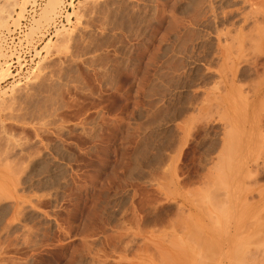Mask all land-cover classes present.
I'll return each instance as SVG.
<instances>
[{
    "label": "rangeland",
    "instance_id": "rangeland-1",
    "mask_svg": "<svg viewBox=\"0 0 264 264\" xmlns=\"http://www.w3.org/2000/svg\"><path fill=\"white\" fill-rule=\"evenodd\" d=\"M71 6L58 36H47L58 19L31 22L39 47L22 72L6 46L0 57L11 74L0 81V264H201L227 228L242 236L214 264H264V0ZM228 142L235 171L219 163ZM239 156L251 175H235L248 165ZM222 191L234 211L215 206Z\"/></svg>",
    "mask_w": 264,
    "mask_h": 264
},
{
    "label": "bare ground",
    "instance_id": "bare-ground-1",
    "mask_svg": "<svg viewBox=\"0 0 264 264\" xmlns=\"http://www.w3.org/2000/svg\"><path fill=\"white\" fill-rule=\"evenodd\" d=\"M4 3H5V4L0 5V33L2 34L3 29H6V30H7V33H8V31H9L10 33H8V34L11 35V34L15 33L16 30L21 29V25H20V21H21V20H20V19H21V18H22V19H25V16H26L25 13L27 12V7H26V5L28 6V5H34V4H33V2L30 1V0H5ZM27 3H28V4H27ZM72 4H73L72 2L68 1V3H67L66 0H64V6H63L62 10L60 11V10H58V9H60V7H61V5H62V0H48V4H46V7H45V8H43V6L40 7V11L42 10V13L39 12V13H40V17H39L38 19H35L36 17L34 16V18L31 20V22L33 23V21L36 20V21L34 22V25H35V26H38V28H41V27H43L45 24L51 23L54 19H55V20L58 19V21H57V22L55 23V25L53 26V27L55 28V31H56V32L54 33V36L57 35L56 33H58L59 31H60V32H61V31H62V32H63V31L66 32L67 29H65V28H64L63 30H62V29H60V30L58 29V28L61 27L62 25L65 26V23H63V22L61 23V22H60V23L58 24V22H59L60 19L64 18V19H65V22L68 23L70 17L73 16V14H75L74 12L68 14L69 10H67V8H68V7H71V8H72V6H71ZM44 5H45V4H44ZM73 6H74V5H73ZM15 7H19V8H20V12L17 13V18L14 19L13 13H14V11H15V10H14ZM263 10H264V9H263ZM75 11H76V10H75ZM76 12H77V11H76ZM58 13H60V14H58ZM37 14H38V13H37ZM37 14H36V16H37ZM58 15H59V16H58ZM262 15H264V14L262 13ZM78 16H79V15H78ZM125 18H126V17H125ZM10 19L14 20V23H13V24L15 25V31H12V30L10 31V29H9V26H10V25H9V23H10L9 21H10ZM31 22H30V25L32 24ZM254 24H255V23H254ZM16 26H17V28H16ZM28 27H29V26H28ZM131 27H132V26H131ZM255 27H256V26H255ZM35 29H37V27H36V28H32V32H33V31L35 32V31H36ZM49 30H50V29H49ZM27 31H28V29H27ZM27 31H26V32H27ZM34 32H33V34H34ZM229 34H230V33H229ZM242 34H243V33H242ZM4 35H5V34H4ZM237 35H238V34H237ZM54 36H53V37H54ZM57 36H58V35H57ZM242 36H243V35H242ZM25 37H27V34H26ZM53 37H52V38H53ZM217 37H219V36H217ZM228 37H229V36H228ZM230 38L233 39L232 37H230ZM259 38H260V37H259ZM31 39H32V38H31ZM218 39H219V38H218ZM244 39H245V38H244ZM50 40H51V39H50ZM50 40H49V41H50ZM233 40H234V39H233ZM236 40H238V39H236ZM236 40H234V41H236ZM248 40H249V39H248ZM258 40H259V39H258ZM51 41H52V40H51ZM51 41H50V42H51ZM253 41H254V40H253ZM259 41H260V40H259ZM21 42H22V41H20V43H21ZM50 42H49V43L47 42L49 45L46 43V47L48 46V49L50 48L49 46H51V45H50V44H51ZM238 42H239V40H238ZM244 42H245V41H244ZM251 42H252V41H251ZM255 42L257 43V41H255ZM5 43H6V36H5V37L1 36V39H0V53H1V54H0V57H3V58H4V57L7 58V57H6V53H5V49H4V46H6ZM28 43H29V42H28ZM252 43H254V42H252ZM216 44L218 45V43H216ZM238 44H240V43H238ZM242 44H244V43H242ZM217 45H216V46H217ZM233 45H234V44H233ZM250 45H251V44H250ZM230 46H231V45H230ZM240 46H241V45H240ZM253 46H254V45H253ZM46 47H45V48H46ZM259 47H260V46H259ZM259 47H257V51H258ZM261 47H262V46H261ZM45 48H44V49H45ZM245 48H246V46H245ZM253 48H254L253 50L256 49L255 47H253ZM48 49H46V50H48ZM229 49H232V48L229 47ZM3 50H4V51H3ZM49 50H50V49H49ZM240 50H241V49H240ZM242 51H243V50H242ZM260 51H261V48L259 49V52H260ZM6 52H7V51H6ZM48 52H49V51H48ZM228 52H229V51H228ZM243 52H244V51H243ZM255 52H256V51H255ZM7 53H8V52H7ZM244 53H245V52H244ZM229 54H230V53H229ZM231 54H232V53H231ZM14 55H15V54H14ZM14 55H13V56L11 55L12 58L14 57ZM9 56H10V55H9ZM11 56H10V57H11ZM229 56H230V55H229ZM235 56H236V55H235ZM242 56H243V55H242ZM35 57H36V56H35ZM236 57H237V56H236ZM236 57H235V58H236ZM3 58H2V59H3ZM12 58H11V60H10V63H12V62H11V61H12ZM232 58H233V57H232ZM9 59H10V58H9ZM240 59H241V58H240ZM18 60H19V62H21V61H20V58H18ZM236 60H237V59H236ZM5 61H7V60H5ZM34 61H35V60H34ZM232 61H233V60H232ZM3 63H5V62H3ZM10 63H9V64H10ZM31 63H32V62H31ZM232 64H234V63H232ZM232 64H231V65H232ZM7 66H8V65H7ZM10 66H11V65H10ZM12 66H13V64H12ZM223 66H224V65H223ZM229 66H230V65H229ZM230 67H232V66H230ZM230 67H229V68H230ZM20 68H21V69H20L19 72H22L23 69H24V66L22 65V66H20ZM28 68H29V67H28ZM19 72H17V73H19ZM9 75L11 76L10 71H9V68L5 69V67H2V68L0 69V81H3L4 79H6V77H8ZM226 76H227V75H226ZM242 76H243V75H242ZM222 77H223V76H222ZM227 77H229V76H227ZM9 79H10V78H9ZM261 83H262V82H261ZM228 85H229V84H228ZM230 85H231V84H230ZM231 86H232V85H231ZM12 87H13V86H12ZM223 87H224V86H223ZM11 89H12V88H11ZM217 89H218V88H217ZM10 91H12V90H10ZM12 93H13V92H12ZM4 94H5L4 96H6V93H4ZM14 94H15V93H14ZM227 94H229V93L227 92ZM11 95H13V94H11ZM244 95H245V94H244ZM228 96H229V95H228ZM239 96H240V94H239ZM8 97H9V96H8ZM10 97H11V96H10ZM11 98H12V97H11ZM246 98H247V95H246ZM4 100H5V99H4ZM8 100H9V99H8ZM2 103H3V102H2ZM3 104H4V103H3ZM3 104L0 103L1 106H2ZM5 105H6V104H5ZM7 105H8V104H7ZM217 106H218V105H217ZM5 107H6V106H5ZM213 107H214V106H213ZM213 107H212V108H213ZM216 108H217V107H216ZM216 108H215V109H216ZM210 110H211V108H210ZM238 124H239V123H238ZM239 128H240V126H239ZM232 129H233V128H232ZM232 129H230V133H229V134H232V136H233V135H234V136H233V137H231L230 135H229V136H226V135H225V136L228 137L229 140H230V138H231V139L233 138V140H230V141H232L234 144H236L235 141H237L236 146H237V149H238V147H240V145H239L238 143H240V142L242 141V140H241L242 138H240L239 136H237L236 133L233 134V132H231ZM228 130H229V129H228ZM226 131H227V130H226ZM227 135H228V131H227ZM235 135H236L237 137H236ZM226 137H225V138H226ZM255 137H256V136H255ZM235 138H237V139H235ZM238 138H239V140H241V141H239ZM234 140H235V141H234ZM250 140H251V139H250ZM250 140H249V143H251ZM227 141H228V140H227ZM230 141H229V142H230ZM251 141H252V143H253V140H251ZM263 141H264V140H263ZM225 142H226V140L224 141V143H225ZM229 142L227 143V146H228ZM230 143H231V142H230ZM233 143H232L231 145L229 144L230 146H233V147L228 146V147H229V148H228V147L225 146L224 149H226V150H225V151L223 150L224 152H222V157H220V158H221V159H220L221 161H220V162L218 161L219 163H221V162H223V161L227 162L228 160H232L234 156H235V157L238 156V155H236V154L241 155V153H238L240 150H239L237 153L233 150V149H234V144H233ZM252 143H251V147L249 148L250 151H251L252 148L256 150V148H260V147H261L260 145L256 146L255 141H254V144H253V145H252ZM263 143H264V142H263ZM225 145H226V143H225ZM248 146H249V144H248ZM252 146H253V147H252ZM263 147H264V146H263ZM263 147H262V148H263ZM232 148H233V149H232ZM240 148H241V147H240ZM241 150H242V149H241ZM250 151H249V153H250ZM261 151H262V150H261ZM242 155H243V154H242ZM246 155H247V154H246ZM250 155H251V154H250ZM258 156H259V155H258ZM240 157H241V156L237 157V158H236V161H237L238 158H240ZM250 158H251V157H250ZM250 158L248 159L249 161H251ZM242 159H244L243 162L246 163L245 161H247V160H246L244 157H242ZM257 159H258V157H257ZM234 160H235V158H234L232 161L234 162ZM155 161H156V160H155ZM232 161H228V163H225V166H227V170H231V169H233V171H235L236 166L233 165V162H232ZM236 161H235L236 164L234 163L235 165H237V164H239V165H240V164H244V163H239V162H238L239 160H238L237 162H236ZM229 162H231V163H229ZM222 164H224V163H221V165H222ZM227 164H232L233 166H232V165L229 166V165H227ZM247 164H248V165H247ZM217 165H218V164H217ZM221 165H220V166H221ZM239 165H237V167H239ZM246 165H247L246 167H244L245 165H243V168H242V165H240L241 167L239 168V170H238V169L236 170V174H235V175H237L238 172L244 173L245 171H247L248 175H249V174L251 175V174H252L251 171H253L251 167H253V165H251L249 162L246 163ZM232 167H235V168H232ZM223 170H224V169H223ZM227 170H226V171H227ZM254 170H255V169H254ZM237 171H238V172H237ZM228 172H229V171H228ZM241 173H240V174H241ZM247 173H244V174L247 175ZM232 174H233V173H232ZM238 174H239V173H238ZM240 174H239V175H240ZM244 174H243V176L245 177L246 175H244ZM29 175H30V174H29ZM228 175L230 176L231 174H228ZM235 175H234L235 178L239 176V175H238V176H235ZM254 175H255V174H254ZM214 176H215V175H214ZM214 176H213V177H214ZM243 176H242V178H243ZM223 177H224V176H223ZM230 177H231V176H230ZM216 178H217V177H216ZM239 178H240V177H238V178H236V179L238 180ZM242 178H241V179H242ZM31 180H32V179H31ZM214 180H215V179H214ZM222 180H223V179L220 178V181H222ZM35 181H36V180H35ZM220 181H219L217 184H219ZM224 181H225V180H224ZM224 181H223L222 183H224ZM235 181H236V180H235ZM239 181H240V180L236 181V183H237V182L239 183ZM227 182H228V181H226L225 183H227ZM241 182H242V180H241ZM241 182H240L239 184H237V185H239V187H240V186H243V185H241ZM232 183H234V181L231 180V181H230L231 188L233 187V186H232V185H233ZM36 184H37V183H36ZM243 184H244V183H243ZM219 185H222V186H223V184H221V183H220ZM53 186H54V185H53ZM226 186H227V185H226ZM245 186H246V185H245ZM224 187H225V185H224ZM235 187H236V184L234 185V188H235ZM239 187L237 186L236 188H239ZM247 187H248V186H247ZM225 188L227 189V187H225ZM234 188H232V189L234 190ZM236 188H235V189H236ZM221 189H222L223 191H225L224 188L221 187ZM221 189H220V190H221ZM228 189L230 190V188H228ZM228 189H227V191H228ZM232 189H231V190H232ZM233 190H232V191H233ZM223 191H222V193H224ZM0 192H1V191H0ZM214 192H215V190H214ZM214 192H213V193H214ZM216 192H217V191H216ZM225 193H227V192L225 191ZM225 193H224V194H221V196H222V195H225ZM228 193H229V191H228ZM210 194H211V193H210ZM217 194H218V193H216V197L212 196V198L214 197V199H215V200L212 199V201H213V203H214V202L217 203V200H216V199H218V201L222 199L221 202L219 201V202L217 203L218 205H215V206L219 207L218 210H219V211H221V210H222V211H223V210L225 211V210L228 209V210L226 211L227 213H229L228 211H230V210H231V212H232V210H233V208H234L235 206L232 207V209H231L230 207H227V206H230V204L233 205V203L230 202V200H228V199H226V200L224 201L225 197H223V196H222L221 199L218 198V196H220V194H218V195H217ZM1 195H2V193H1ZM208 195H209V194H208ZM221 196H220V197H221ZM227 196H229V198H230V195H229V194H228ZM1 197H2V196H1ZM226 198H228V197H226ZM233 198H234V199H233ZM210 199H211V198H210ZM230 199H231V198H230ZM232 199L234 200V202H236L235 204H237V201H235V200H237V199L235 198V196H234V197L232 196ZM232 199H231V201H232ZM205 200H206V198H205ZM226 201H229L230 204H228ZM202 202L204 203V201H202ZM209 203H210V202H209ZM226 203H227V204H226ZM219 204H220V206H219ZM198 205H200V203H199ZM198 205H197V206H198ZM201 205H202V204H201ZM221 205L223 206L222 208H220ZM239 205H240V204H239ZM237 206H238V205H237ZM10 207H11V206H10ZM199 208H200V207H199ZM201 208H202V207H201ZM213 208H215V207H214V204H213ZM213 208H212V209H213ZM229 208H230V210H229ZM235 208H237V207H235ZM3 209H4V208H3ZM3 209L1 210V213H2V214L5 213V211H6V209H4V210H3ZM204 209H205V208H204ZM204 209L202 208V210H204ZM216 209H217V208H216ZM238 209H239V208H238ZM241 209H242V208H241ZM241 209H239L240 212H241ZM206 210H207V209H206ZM234 210H235V209H234ZM234 210H233V211H234ZM222 211H221V212H222ZM236 211H238V210H236ZM211 212H212V211H211ZM211 212H210V213H211ZM231 212H230V213H231ZM238 212H239V211H238ZM238 212H237L236 214H237V216L239 217L240 213H238ZM8 213H9V212H8ZM206 213H208V212L206 211ZM206 213H205V214H206ZM227 213H225V214H226L225 216H227V215L230 216V215L232 214V213H231V214H227ZM234 213H235V212H234ZM220 214H221V213H220ZM220 214H219V216H220ZM222 214H223V213H222ZM236 214H235V215H236ZM238 214H239V215H238ZM207 215H208L207 217L210 216V214H207ZM235 215H233L232 218H234ZM213 216H214V215H213ZM223 216H224V214H223ZM237 216H236V218H234V219H236V220H235L236 223H238V222H237V218H238ZM211 217H212V213H211ZM214 217H215V216H214ZM214 217H213V218H214ZM221 217H222V216H221ZM218 218H219V217H218ZM225 218H229V217H225ZM225 218H223V220H224ZM0 219H1V218H0ZM188 219L191 220L190 218H188ZM211 219H212V218H211ZM240 219H241V218L239 217V220H238L239 222H240ZM180 220H181V219H180ZM180 220H179V222H180ZM182 220H183V219H182ZM184 220H186V219H184ZM189 220H188V221H189ZM213 220H214V219H213ZM231 220H232V219H231ZM216 221H217V219H216ZM227 221L229 222V219L225 220V221H224V224H225V222L227 223ZM183 222H184V221H182V223H183ZM210 222H211V221H210ZM250 222H251V221H250ZM206 223H207V222H206ZM212 223H213V222H212ZM229 223H230V222H229ZM214 224H215V223H214ZM218 224H219V223H218ZM224 224H223V227H224ZM250 224H252V223H250ZM191 225H192V224H191ZM229 225H230V224H229ZM229 225H228V226H229ZM246 225H247V224H246ZM187 226H190V224L188 223ZM247 226H250V225H247ZM252 226H253V224L251 225V227H252ZM218 227H219V228H217V225H216V228H217V229H220V228L222 229V228H223V227H221V225H219ZM225 227H226V225H225ZM225 227H224V228H225ZM187 228H188V227H187ZM197 228H198V227H197ZM209 228H210V226L208 227V230H209ZM211 228H212V227H211ZM214 228H215V227H214ZM216 228H215V229L212 228V230H217ZM229 228H230V227H229ZM248 228H249V227H248ZM221 229H220V230H221ZM245 229H246V230H249V229H247V228H245ZM191 230H192V229H191ZM202 230H203V229H202ZM212 230H211V231H212ZM222 230H224V229H222ZM232 230H233V229H232ZM193 231H194V230H193ZM211 231H210V233H211ZM218 231H219V230H217V232H218ZM233 231H234V230H233ZM195 232H197L198 235H200L199 232L202 233L201 231L197 230L196 228H195ZM212 232H214V231H212ZM227 232H230V231L228 230V228H227V230H226L225 232H224V231H223V233L220 232L221 235L223 234V236L220 235V236H221V237H220L218 234L214 236V237L219 236L220 238H218V237H216V238H212V237H211L210 241L212 242V245H211V243H210V247H211L212 249L209 248V245H208L209 243H208V241H206L207 238H209V237L206 236L207 238H206L205 240L202 239V241H205V242L208 243V244L206 243V244H207L206 247H208L210 250L208 251V250L204 247V248L206 249V252H209V253H205V252H204V254H205L204 257H207V258H206V259H205V258H203V259L201 258V260H205V261H199L201 264H203L204 262L206 263V260H207V259H208V260H207V263H213L214 258H215V259L218 258V257L216 256V254L218 255V253L221 252V250H222L221 248L224 247V246H222V245H224V243H227L228 240L231 241L230 239H232V238L234 237V235L231 236L230 233L227 235ZM241 232H242V231H241ZM190 233H191V232H190ZM208 233H209V232H208ZM208 233H207V234H208ZM220 233H219V234H220ZM224 233H225V235H224ZM238 233H239V232H238ZM244 233H245V232H243V235H244ZM191 234H192V233H191ZM197 234H196V235H197ZM205 234H206V233H205ZM205 234H204V235H205ZM231 234H233V232H232ZM234 234H235V233H234ZM236 234H237V233H236ZM236 234H235V237L233 238V240H234V239H237V236H238V235L236 236ZM196 235H194V236H196ZM262 235H264L263 232H262ZM200 236H201V235H200ZM239 236L241 237L242 235L239 234ZM239 236H238V237H239ZM196 237H197V236H196ZM202 237H203V236H202ZM252 237H253V236H252ZM191 238H192V237H191ZM197 238H198V237H197ZM200 238H201V237H200ZM193 239H195V238L193 237ZM238 239H239V238H238ZM238 239H237V240H238ZM257 239H258V238H257ZM172 240H173V239H172ZM174 240H175V239H174ZM174 240H173V241H174ZM195 240H196V239H195ZM208 240H209V239H208ZM237 240H234V241H237ZM148 241H150V240L148 239ZM193 241H194V240H193ZM198 241H199V243H202V242H200V239H199ZM238 241H239V240H238ZM238 241H237V242H238ZM190 242H192V241L190 240ZM195 242H196V241H195ZM172 243H174V242H172ZM172 243H171V244H172ZM256 243H257V242H256ZM175 244H177V243L175 242ZM175 244H174V245H175ZM194 244H195V243H194ZM172 245H173V244H172ZM174 245H173V246H174ZM200 245H201V244H200ZM169 246H170V245H169ZM173 246H172V247H173ZM201 246H203V245H201ZM221 246H222V247H221ZM239 246H240V245H239ZM239 246H237V247H239ZM197 247H199V246L197 245ZM197 247H196V248H197ZM228 247H229V246H228ZM162 248H163V247H162ZM164 248H165V247H164ZM204 248H203V250L205 251ZM226 248H227V247H226ZM197 249H198V248H197ZM237 249L239 250L240 247L237 248ZM235 250H236V249H235ZM149 251H150V250H149ZM190 251H191V250H190ZM200 251H201V249H200ZM219 251H220V252H219ZM240 251H241V250H240ZM185 252H186V251H185ZM210 252H211V253H210ZM227 252H228V251H227ZM149 253H150V252H149ZM159 253H160V252H159ZM179 253H180V252H179ZM191 253H192V252H191ZM198 253H200V252L198 251ZM223 253H224V251H223ZM223 253H221V254H223ZM164 254H166V253H164ZM167 254H168V251H167ZM186 254H188V253H186ZM207 254H210V255H207ZM245 254H246V253H245ZM193 255H194V254H192V256H193ZM198 255H199V254H198ZM200 255H201V253H200ZM159 256H160V255H159ZM167 256H168V255H167ZM208 256H211V258L208 257ZM213 256H215V257L213 258ZM220 256H221V255H220ZM237 256H238V255H237ZM186 257H187V256H186ZM199 257H200V256H199ZM201 257H203V252H202V256H201ZM243 258H244V257H243ZM250 258H251V257H250ZM163 259H164V258H163ZM172 259H174V258H172ZM183 259H184V258H183ZM189 259H190V258H189ZM192 259H193V258H192ZM210 259H212V260H210ZM231 259H232V258H231ZM235 259H236V257H235ZM251 259H252V258H251ZM233 260H234V259H233ZM239 260H240V259H239ZM252 260H253V259H252ZM177 261H178V260H177ZM208 261H209V262H208ZM216 261H217V260H215L214 262L216 263ZM237 261H238V260H237ZM237 261H235V263H236ZM182 262H183V261L178 262V264H182ZM202 262H203V263H202ZM251 262H252V261H251ZM159 263H160V262H159ZM162 263H163V262H162ZM173 263H174V262H173ZM185 263H186V262H185ZM205 263H204V264H205ZM207 263H206V264H207ZM187 264H189V263H187ZM213 264H214V263H213ZM242 264H243V262H242ZM244 264H245V263H244ZM247 264H248V262H247ZM249 264H250V263H249ZM251 264H252V263H251Z\"/></svg>",
    "mask_w": 264,
    "mask_h": 264
},
{
    "label": "built area",
    "instance_id": "built-area-1",
    "mask_svg": "<svg viewBox=\"0 0 264 264\" xmlns=\"http://www.w3.org/2000/svg\"><path fill=\"white\" fill-rule=\"evenodd\" d=\"M31 1L33 2L34 5H29L27 7L25 19L21 22V29L16 30V32L11 35L5 34L6 50L7 52H9V54H12V55L15 54L11 61L13 64L12 70L20 69V66H22L23 64H24L23 66L25 69L29 61L32 62L36 60L35 52L39 46L36 45L35 43L29 44L25 36H26V31L28 29V26H30L31 20L40 10V7L44 4L45 0H31ZM68 1L72 2L73 4L75 3V0H66L67 3ZM70 8L71 7H68L67 10H69ZM64 21L65 19L62 18L59 20L58 24L60 22L64 23ZM12 31H15V30L13 29ZM55 32H56L55 28L52 27L49 30V33L47 36L48 37L51 36L52 38ZM20 41L22 42L20 43ZM18 58H20L21 62H19Z\"/></svg>",
    "mask_w": 264,
    "mask_h": 264
}]
</instances>
